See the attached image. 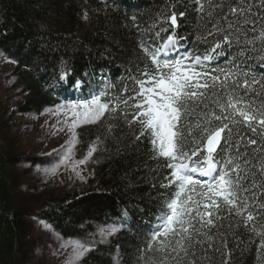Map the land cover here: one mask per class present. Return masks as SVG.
Returning <instances> with one entry per match:
<instances>
[{"label": "trees", "instance_id": "trees-1", "mask_svg": "<svg viewBox=\"0 0 264 264\" xmlns=\"http://www.w3.org/2000/svg\"><path fill=\"white\" fill-rule=\"evenodd\" d=\"M194 7L193 0H0V57L13 66L6 80L21 95L18 115L67 107L96 89L108 93L102 99L115 109L75 130V161L96 144L84 163L86 178L42 201L22 205L10 171L14 159L0 151V264H19L31 246L29 220L60 240L91 243L80 264H145L141 252L176 189L161 187L170 172L166 161L155 156L149 137L136 138L135 109L119 100L138 88L141 72L154 68L146 48L154 51L173 35L180 51H204L198 40L203 22ZM173 11L176 28L167 19ZM227 62L221 57L213 63L225 67ZM249 67L264 79V63L253 60ZM222 215L220 231L228 233L232 264H264V253L257 251L260 238L237 224L239 218ZM112 225L118 226L116 232L97 236ZM209 256L214 258L201 264H221L219 253Z\"/></svg>", "mask_w": 264, "mask_h": 264}, {"label": "snow or ice", "instance_id": "snow-or-ice-1", "mask_svg": "<svg viewBox=\"0 0 264 264\" xmlns=\"http://www.w3.org/2000/svg\"><path fill=\"white\" fill-rule=\"evenodd\" d=\"M193 3L203 22L198 40L206 45L204 51H180L173 35L154 51L146 48L154 68L141 72L138 88L119 100L135 109L132 120L140 125L136 138L149 137L155 156L166 161L170 172L161 187L176 189L141 252L145 264H201L214 258L210 251L220 254L221 264H232L228 233L222 236L220 231L225 211L260 238L257 251L264 253V79H257L249 67L253 60L264 63V0ZM167 19L177 26L175 11ZM221 57L228 61L225 67L213 63ZM107 95L96 89L67 106L76 119L59 163L72 159L74 129L80 123L115 110L102 99ZM95 151L94 142L76 163H86ZM117 230L112 225L100 232L103 236ZM233 238L242 243L235 234ZM62 247L72 248L74 262L92 244L70 241Z\"/></svg>", "mask_w": 264, "mask_h": 264}, {"label": "rangeland", "instance_id": "rangeland-1", "mask_svg": "<svg viewBox=\"0 0 264 264\" xmlns=\"http://www.w3.org/2000/svg\"><path fill=\"white\" fill-rule=\"evenodd\" d=\"M12 68L10 62L0 57V151L14 159L10 171L17 188L15 193L22 205H26L64 192L87 175L84 164L76 163L73 157L59 163L66 154V147L72 138L69 129L76 119L69 108L61 107L57 111L58 107H55L39 114L18 115L21 95L6 80ZM76 103L70 102L68 106ZM84 124L80 123L78 127ZM31 159L38 162L33 163ZM35 163L42 165L35 166ZM28 224L27 239L31 246L24 252L19 264H80L87 253L73 262L70 260L72 248L62 245L75 240H60L36 221L29 220ZM97 236L105 239L110 235L102 236L99 232Z\"/></svg>", "mask_w": 264, "mask_h": 264}, {"label": "water", "instance_id": "water-1", "mask_svg": "<svg viewBox=\"0 0 264 264\" xmlns=\"http://www.w3.org/2000/svg\"><path fill=\"white\" fill-rule=\"evenodd\" d=\"M170 24H171V21H170ZM171 26H172V24H171ZM173 27V26H172ZM175 28V27H174Z\"/></svg>", "mask_w": 264, "mask_h": 264}]
</instances>
